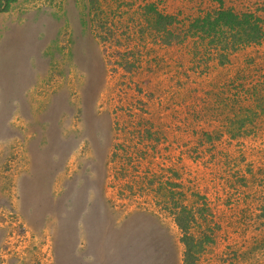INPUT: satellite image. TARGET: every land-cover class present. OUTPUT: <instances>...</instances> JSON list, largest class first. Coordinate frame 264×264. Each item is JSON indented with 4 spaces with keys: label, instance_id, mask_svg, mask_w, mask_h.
Wrapping results in <instances>:
<instances>
[{
    "label": "rangeland",
    "instance_id": "rangeland-1",
    "mask_svg": "<svg viewBox=\"0 0 264 264\" xmlns=\"http://www.w3.org/2000/svg\"><path fill=\"white\" fill-rule=\"evenodd\" d=\"M222 9L259 38L202 40ZM188 247L264 264V0H0V264Z\"/></svg>",
    "mask_w": 264,
    "mask_h": 264
},
{
    "label": "trees",
    "instance_id": "trees-1",
    "mask_svg": "<svg viewBox=\"0 0 264 264\" xmlns=\"http://www.w3.org/2000/svg\"><path fill=\"white\" fill-rule=\"evenodd\" d=\"M151 13L156 14L155 11ZM167 20L169 19L164 17L162 19L157 16L154 24L155 28L164 30ZM258 22L253 20L250 14L240 16L232 12V10L226 11L222 9L217 11L214 17L207 16L204 19L196 20L192 29L202 35V40H209L211 44L224 45V50H227L226 47L228 46L231 49H235L234 47L246 45V43L257 40L260 36ZM236 124L241 123L237 122ZM191 250L188 247L184 264H196L198 262V256L192 254Z\"/></svg>",
    "mask_w": 264,
    "mask_h": 264
}]
</instances>
